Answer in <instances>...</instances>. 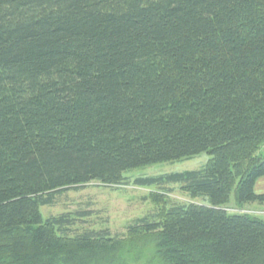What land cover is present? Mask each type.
<instances>
[{"label": "trees", "instance_id": "16d2710c", "mask_svg": "<svg viewBox=\"0 0 264 264\" xmlns=\"http://www.w3.org/2000/svg\"><path fill=\"white\" fill-rule=\"evenodd\" d=\"M264 0H0V264H130L110 232L69 236L53 195L136 180L179 185L128 229L160 264H264ZM155 203L162 202L156 196Z\"/></svg>", "mask_w": 264, "mask_h": 264}, {"label": "rangeland", "instance_id": "374dc122", "mask_svg": "<svg viewBox=\"0 0 264 264\" xmlns=\"http://www.w3.org/2000/svg\"><path fill=\"white\" fill-rule=\"evenodd\" d=\"M264 153V147L262 149ZM209 156H200L176 163H165L143 167L124 175L120 185L108 186L99 182L90 183L80 189L54 194L53 204L41 209L45 220L61 216H71L75 224L69 236L87 232H110L116 239H122L127 246L130 264H160L155 258L152 235L132 237L128 229L139 220H152L161 210L175 205L203 204L202 199H193L179 185L140 187L136 180L203 168ZM256 194H264V178L255 186ZM158 196L162 202L155 203ZM231 214L249 215L264 221V206L249 204L238 207L232 201L227 207Z\"/></svg>", "mask_w": 264, "mask_h": 264}]
</instances>
